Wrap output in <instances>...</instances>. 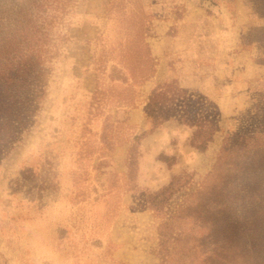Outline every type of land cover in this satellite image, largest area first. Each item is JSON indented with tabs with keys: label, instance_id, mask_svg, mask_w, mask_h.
I'll list each match as a JSON object with an SVG mask.
<instances>
[{
	"label": "rangeland",
	"instance_id": "rangeland-1",
	"mask_svg": "<svg viewBox=\"0 0 264 264\" xmlns=\"http://www.w3.org/2000/svg\"><path fill=\"white\" fill-rule=\"evenodd\" d=\"M1 4L43 41L0 120V264H264V0Z\"/></svg>",
	"mask_w": 264,
	"mask_h": 264
},
{
	"label": "trees",
	"instance_id": "trees-1",
	"mask_svg": "<svg viewBox=\"0 0 264 264\" xmlns=\"http://www.w3.org/2000/svg\"><path fill=\"white\" fill-rule=\"evenodd\" d=\"M1 6L0 0V120L11 112L10 103L19 91L21 78L27 77L33 68L32 62L30 63L27 59L29 51L33 49L35 43L43 41L38 35L41 32L36 24L37 18L33 14L32 4L16 15L8 14L7 16L3 15ZM170 87H172L171 84H159L148 97L145 111L153 124L157 126L172 117L175 102L182 96L181 89L177 87H174L172 94H167L166 90ZM200 122L207 124L205 132H208V135L201 140L202 142L195 141V145L204 149L218 127L210 120L197 122L189 118L185 120V123L199 127L194 132V139L199 137L202 131ZM163 193H159L158 196Z\"/></svg>",
	"mask_w": 264,
	"mask_h": 264
}]
</instances>
